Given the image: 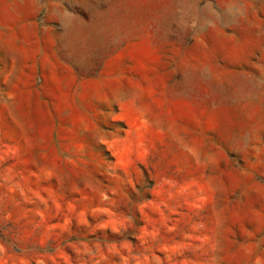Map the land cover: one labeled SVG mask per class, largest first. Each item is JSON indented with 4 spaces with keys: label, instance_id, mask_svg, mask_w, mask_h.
I'll return each instance as SVG.
<instances>
[{
    "label": "rangeland",
    "instance_id": "obj_1",
    "mask_svg": "<svg viewBox=\"0 0 264 264\" xmlns=\"http://www.w3.org/2000/svg\"><path fill=\"white\" fill-rule=\"evenodd\" d=\"M0 264H264V0H0Z\"/></svg>",
    "mask_w": 264,
    "mask_h": 264
}]
</instances>
